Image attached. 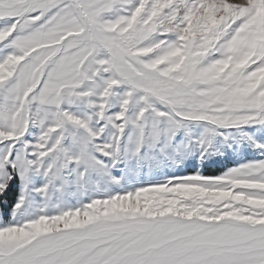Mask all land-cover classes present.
<instances>
[{"label": "snow or ice", "instance_id": "snow-or-ice-1", "mask_svg": "<svg viewBox=\"0 0 264 264\" xmlns=\"http://www.w3.org/2000/svg\"><path fill=\"white\" fill-rule=\"evenodd\" d=\"M0 264H264V0H0Z\"/></svg>", "mask_w": 264, "mask_h": 264}, {"label": "rangeland", "instance_id": "rangeland-1", "mask_svg": "<svg viewBox=\"0 0 264 264\" xmlns=\"http://www.w3.org/2000/svg\"><path fill=\"white\" fill-rule=\"evenodd\" d=\"M238 160H230L228 162H224V163H214V164H209V165H205L203 166V171L205 174L208 175H216V174H220L221 172H223L225 170V168L227 167H231L233 166L235 163H238ZM199 166L198 165H191L189 166L185 171L186 172H192L194 170H196ZM11 205V201H9V207ZM8 209H5V212H7ZM3 219H9V217L6 215L5 217H3Z\"/></svg>", "mask_w": 264, "mask_h": 264}]
</instances>
